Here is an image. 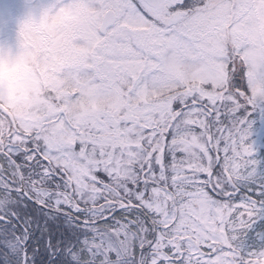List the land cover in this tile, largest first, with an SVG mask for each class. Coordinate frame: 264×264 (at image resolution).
<instances>
[{
	"label": "snow or ice",
	"instance_id": "1",
	"mask_svg": "<svg viewBox=\"0 0 264 264\" xmlns=\"http://www.w3.org/2000/svg\"><path fill=\"white\" fill-rule=\"evenodd\" d=\"M76 88L0 107V264H264V0H87Z\"/></svg>",
	"mask_w": 264,
	"mask_h": 264
},
{
	"label": "clouds",
	"instance_id": "2",
	"mask_svg": "<svg viewBox=\"0 0 264 264\" xmlns=\"http://www.w3.org/2000/svg\"><path fill=\"white\" fill-rule=\"evenodd\" d=\"M50 46L46 31L35 23L27 3L19 6L18 14L6 11L0 15V82L7 76L9 68L16 80L11 101L5 98L6 91H0V107L17 118L43 111L46 107L44 90L58 86L60 73L52 59L54 53L47 51Z\"/></svg>",
	"mask_w": 264,
	"mask_h": 264
},
{
	"label": "rangeland",
	"instance_id": "3",
	"mask_svg": "<svg viewBox=\"0 0 264 264\" xmlns=\"http://www.w3.org/2000/svg\"><path fill=\"white\" fill-rule=\"evenodd\" d=\"M18 2L15 3L8 1L7 3L0 0V15L5 14L6 11L9 12V7L11 8V14H14V12L18 13L19 11L17 10V8H14L20 6ZM28 5L30 6L31 12L34 13L36 5ZM41 6L43 7V9H40L36 12L43 13V11L46 10L45 5ZM78 7L79 6L70 5L68 8V12L79 14L81 18L83 15L85 19L83 21L84 27L88 28L90 21L88 14L85 12L84 8L79 7V9ZM81 22L82 20H80L79 23ZM35 23L46 27L49 36L54 34L58 35V37L56 38H51L53 40L49 39L51 46L47 49L48 52L54 53L52 59L55 62L57 71L60 73V76L58 78V86H50L43 92V102L45 103V105H47V103L52 100L53 96L63 95L76 88L78 79L88 66L90 51L87 41L83 38L86 31L84 32L81 30V35L78 37L80 38L79 40L77 38V33L74 32L69 26L71 24L70 20H67L66 22L62 15L52 18V22L38 21ZM55 41L59 43V47H57V43H55ZM82 41L84 42L82 43ZM81 44H83L84 46L82 47ZM64 77H67V79L65 80ZM15 83V74L11 70V68H9L7 76L5 77L3 82H0V91H6L8 93L5 98L9 99V101H11V92Z\"/></svg>",
	"mask_w": 264,
	"mask_h": 264
},
{
	"label": "flooded vegetation",
	"instance_id": "4",
	"mask_svg": "<svg viewBox=\"0 0 264 264\" xmlns=\"http://www.w3.org/2000/svg\"><path fill=\"white\" fill-rule=\"evenodd\" d=\"M1 1H5L8 3L9 2H15L21 5L22 3H28V4H32V5H36V9L35 12L32 13V15L34 16V21L38 22V21H47V22H52V18H55L56 16H60L62 15L65 19V21L67 22V20H70V27L71 29L77 33V38L81 35V30L82 31H86L87 28L84 27L83 21L84 16L82 15V18L79 16V14H74V13H70L68 12V8L70 5H74V6H79L84 8L85 12L88 14V17L90 19V15H91V10L88 8L87 6V0H1ZM41 5H45L46 10L43 11V13H39L36 12L40 9H43V7ZM78 7V8H79ZM15 9L17 8V10L19 11V7H14ZM10 7H9V13H10ZM80 9V8H79ZM18 14L16 12H14L15 15ZM72 15V16H71ZM74 16V17H73ZM80 20H82L81 23ZM41 29L45 30L47 33V28L44 26L39 25ZM77 30H76V29ZM47 36L50 40H53L51 38H56L58 37L57 34L54 35H50L47 33ZM80 40V38H78ZM56 40V39H55ZM84 41H82L83 43ZM55 43H57V47H59V43L57 41H55ZM82 47L84 46L83 44H81Z\"/></svg>",
	"mask_w": 264,
	"mask_h": 264
}]
</instances>
